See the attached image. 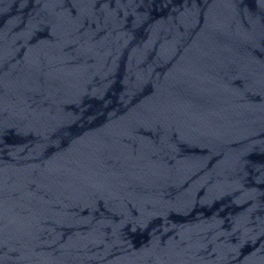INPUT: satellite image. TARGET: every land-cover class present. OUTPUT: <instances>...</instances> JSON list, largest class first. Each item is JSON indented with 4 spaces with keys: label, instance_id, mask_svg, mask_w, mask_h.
Returning <instances> with one entry per match:
<instances>
[{
    "label": "water",
    "instance_id": "water-1",
    "mask_svg": "<svg viewBox=\"0 0 264 264\" xmlns=\"http://www.w3.org/2000/svg\"><path fill=\"white\" fill-rule=\"evenodd\" d=\"M0 264H264V0H0Z\"/></svg>",
    "mask_w": 264,
    "mask_h": 264
}]
</instances>
